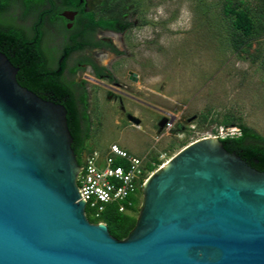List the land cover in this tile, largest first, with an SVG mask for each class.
Wrapping results in <instances>:
<instances>
[{
    "label": "water",
    "instance_id": "1",
    "mask_svg": "<svg viewBox=\"0 0 264 264\" xmlns=\"http://www.w3.org/2000/svg\"><path fill=\"white\" fill-rule=\"evenodd\" d=\"M18 71L0 49V264H264V171L218 136L148 178L126 238L91 222L68 110Z\"/></svg>",
    "mask_w": 264,
    "mask_h": 264
},
{
    "label": "rangeland",
    "instance_id": "2",
    "mask_svg": "<svg viewBox=\"0 0 264 264\" xmlns=\"http://www.w3.org/2000/svg\"><path fill=\"white\" fill-rule=\"evenodd\" d=\"M122 1L115 11L121 31L107 34L118 52L103 54L111 78L95 80L86 71L91 137L83 157L118 143L146 160L157 156L159 169L197 140L240 135L241 125L264 135V35L236 50L228 0ZM92 2L96 10L99 0ZM115 96L142 118L138 127ZM162 117L173 118L172 130H160ZM142 202L143 195L137 218Z\"/></svg>",
    "mask_w": 264,
    "mask_h": 264
},
{
    "label": "trees",
    "instance_id": "3",
    "mask_svg": "<svg viewBox=\"0 0 264 264\" xmlns=\"http://www.w3.org/2000/svg\"><path fill=\"white\" fill-rule=\"evenodd\" d=\"M24 2L26 6L30 7L27 11H32L35 8L43 12L42 16L35 22L32 33L10 23H0V49L19 68L17 78L23 86L33 90L45 99L65 105L68 110L69 128L74 137L73 148L79 162L82 163L83 154L87 149V142L91 137L88 93L83 91V94L77 97L74 91L75 81H68L63 75L67 65L66 60L62 63L63 69L59 70L60 65L52 66L48 63L42 47V26L44 16L49 11L45 8L49 5L58 7L59 4L55 5V0H24ZM79 4L80 0H64V6L66 7H78ZM122 4V0H107V15H109L107 19L103 17L97 19L96 14L91 13L89 14L91 15L90 21L120 30L119 26L123 24V19L115 11ZM53 9L56 10V7H53ZM224 13L231 23L229 32L231 33L233 47L236 50H240L251 40L264 35V0H258L256 6H252L243 0H228L224 4ZM71 49H66L65 54L67 53L69 56ZM94 65L99 74L101 72L100 68L98 65ZM76 70L77 68H73V72ZM240 128V135L221 138L225 147L240 154L253 167L264 171V135L247 125H241ZM147 163L152 171L162 164L157 156H154L152 160H148ZM135 201L136 207L132 210V213L120 211L117 204H108L100 216H96V211L90 206L86 208V213L91 222L107 223L113 236L124 239L137 223V217L133 213L138 209L140 199L135 197Z\"/></svg>",
    "mask_w": 264,
    "mask_h": 264
},
{
    "label": "flooded vegetation",
    "instance_id": "4",
    "mask_svg": "<svg viewBox=\"0 0 264 264\" xmlns=\"http://www.w3.org/2000/svg\"><path fill=\"white\" fill-rule=\"evenodd\" d=\"M92 1L93 0H80L78 7L71 8L64 6V0H55V5L59 4V6L49 5L45 8L49 11L44 16L42 26V47L48 63L52 66L60 65L59 70H62V63L66 60L67 65L63 75L68 81H75L74 91L77 97L82 95L83 91L84 93H88L85 80L90 77V74L86 71H91L95 80L99 79L102 81L111 78V76L107 74V65L103 63V54H107L108 50L112 52L118 49L113 44V38L107 37V34H115L121 31L112 27H107V25L102 26L90 21L91 15L89 14L91 13H95L97 19L100 17L107 19V0H99L96 10L94 9V5H92ZM19 7L23 8L22 14L19 12ZM53 7H56V10L53 9ZM27 10L28 8L24 0H0V23H10L32 33L35 22L42 16L43 12L35 8H33L32 11ZM119 28L121 29V25ZM114 47L116 49H113ZM69 48L72 49L68 56L67 53L65 54V51ZM94 64L98 65L100 68L101 72L99 74ZM73 68H77V70L73 72ZM82 75L83 79L78 81V77L76 76ZM134 79H136V77ZM115 83L117 87H121L120 82ZM109 95H113V92H109ZM115 97L117 98V96ZM118 97L117 100H119L122 112L126 114L130 122L134 123L130 115L138 116L127 111L125 100L121 96ZM166 118L168 119V117ZM140 119L142 122V118ZM162 119L157 122L159 128Z\"/></svg>",
    "mask_w": 264,
    "mask_h": 264
},
{
    "label": "built area",
    "instance_id": "5",
    "mask_svg": "<svg viewBox=\"0 0 264 264\" xmlns=\"http://www.w3.org/2000/svg\"><path fill=\"white\" fill-rule=\"evenodd\" d=\"M173 123V118H168L165 129L172 130ZM147 162L118 143H111L103 152L93 151L81 163L77 180L80 199L86 202V208L90 206L96 211V216L108 204H117L120 211L132 213L135 197L141 200L143 186L154 173Z\"/></svg>",
    "mask_w": 264,
    "mask_h": 264
},
{
    "label": "clouds",
    "instance_id": "6",
    "mask_svg": "<svg viewBox=\"0 0 264 264\" xmlns=\"http://www.w3.org/2000/svg\"><path fill=\"white\" fill-rule=\"evenodd\" d=\"M220 138V137H219ZM221 139V138H220Z\"/></svg>",
    "mask_w": 264,
    "mask_h": 264
}]
</instances>
